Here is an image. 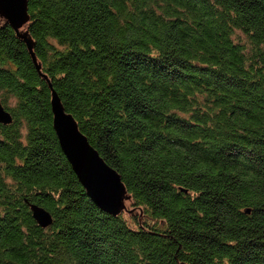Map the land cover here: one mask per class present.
<instances>
[{
  "label": "trees",
  "instance_id": "trees-1",
  "mask_svg": "<svg viewBox=\"0 0 264 264\" xmlns=\"http://www.w3.org/2000/svg\"><path fill=\"white\" fill-rule=\"evenodd\" d=\"M27 1L37 62L0 16V264H264V0ZM52 89L119 214L64 154Z\"/></svg>",
  "mask_w": 264,
  "mask_h": 264
},
{
  "label": "water",
  "instance_id": "water-1",
  "mask_svg": "<svg viewBox=\"0 0 264 264\" xmlns=\"http://www.w3.org/2000/svg\"><path fill=\"white\" fill-rule=\"evenodd\" d=\"M0 16L6 19L17 35L25 41L33 60L37 62L33 50L34 42L27 31L21 30L29 20L28 1L0 0ZM37 68L40 69L39 64ZM51 106L53 126L60 146L87 194L102 210L112 215L119 214L125 209V201L129 199L120 174L91 145L74 116L66 112L54 89H52ZM0 122L4 124L12 122V115L1 101ZM32 214L43 227L52 222L51 214L43 207L32 205Z\"/></svg>",
  "mask_w": 264,
  "mask_h": 264
}]
</instances>
